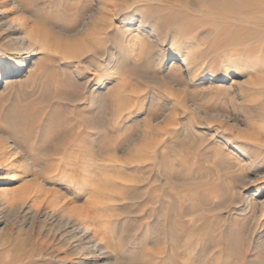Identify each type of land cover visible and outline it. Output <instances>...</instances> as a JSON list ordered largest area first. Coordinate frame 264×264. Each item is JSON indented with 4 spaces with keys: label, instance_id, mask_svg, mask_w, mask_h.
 I'll use <instances>...</instances> for the list:
<instances>
[{
    "label": "rangeland",
    "instance_id": "obj_1",
    "mask_svg": "<svg viewBox=\"0 0 264 264\" xmlns=\"http://www.w3.org/2000/svg\"><path fill=\"white\" fill-rule=\"evenodd\" d=\"M16 3L1 22L28 18L44 45L0 90V135L20 143L45 207H85L131 264H264V0ZM132 12L141 65L105 71ZM0 193V264H81L58 216Z\"/></svg>",
    "mask_w": 264,
    "mask_h": 264
},
{
    "label": "bare ground",
    "instance_id": "obj_2",
    "mask_svg": "<svg viewBox=\"0 0 264 264\" xmlns=\"http://www.w3.org/2000/svg\"><path fill=\"white\" fill-rule=\"evenodd\" d=\"M0 3L3 5L6 3L14 4V6H16L15 11L19 14L21 12V8L16 3V0H0ZM111 10L110 5H106L102 8V11L107 12V14H110ZM1 12L3 13L2 10H0V13ZM2 15H0V22L3 21L2 19L4 16ZM124 16L126 17L121 19L123 30L118 32L119 36H117V39L114 42L121 56H111L105 63L103 69L105 71L109 70L112 72L122 69L127 71L141 65V54L140 52L137 53L136 47L139 40H141L140 37H142V32H144L142 27L145 19L141 16L138 21V19H136V12ZM14 23L6 22L4 24L1 22L0 26V31L3 30L2 25H8L12 28L11 31L8 30L0 37V90L2 88L7 89L13 87L14 82H16V76L24 75V73H26L29 65L34 61L32 58L35 56V53L42 48V45H44L37 31L31 28L28 18H19V22L16 26ZM14 35L17 36L13 37ZM105 46V43H101L100 47L97 48V50H99L97 52H102ZM175 56L176 55H172L170 67L177 65L176 62H174L176 61L174 60ZM189 60L185 58V61H188V63ZM159 64L160 63H155V65L158 66ZM211 76L215 77L216 74L213 73ZM127 109L128 104L124 101H120L117 108V117H122L124 111ZM85 146L87 145L85 144ZM50 177H52V175L48 176V178ZM12 181L16 185L10 187L9 184ZM0 184L2 185L1 192L7 196L18 198L17 206L20 209H23L27 200H32L33 204L39 202L44 205L43 207L46 209V213H50V216H52V214L58 216L62 221V225H64V229L67 228L65 232H69L70 234L64 237V240L67 244L69 243V250L71 253H76L74 255H80L79 260L81 264H131L130 262L122 261L112 252V250L109 249L110 246L107 247V243H105V245L102 240L98 238L100 237L97 235L98 230L90 226V214L85 207L77 208L79 211L78 216L62 215L53 208L45 207L49 198L46 195L48 194L47 191L44 192L45 190L43 191L40 187V175L33 167H31L28 158L24 155V150H22L20 143L18 140L14 139L13 136L5 137L0 135ZM52 198L53 197H51L50 201ZM33 201L37 202L34 203ZM55 201H57V199H54V202ZM67 203L68 202H63L62 204ZM31 206L34 215L38 211V205L37 208L33 205ZM39 206L41 207V205ZM70 238L76 239L71 242L69 241Z\"/></svg>",
    "mask_w": 264,
    "mask_h": 264
}]
</instances>
